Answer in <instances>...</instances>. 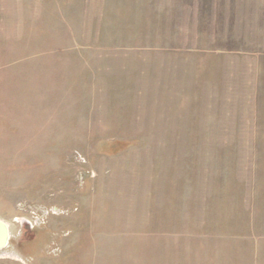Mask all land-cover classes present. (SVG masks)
I'll return each mask as SVG.
<instances>
[{"label":"rangeland","instance_id":"1","mask_svg":"<svg viewBox=\"0 0 264 264\" xmlns=\"http://www.w3.org/2000/svg\"><path fill=\"white\" fill-rule=\"evenodd\" d=\"M0 264H264V0H0Z\"/></svg>","mask_w":264,"mask_h":264},{"label":"water","instance_id":"2","mask_svg":"<svg viewBox=\"0 0 264 264\" xmlns=\"http://www.w3.org/2000/svg\"><path fill=\"white\" fill-rule=\"evenodd\" d=\"M10 229L9 225L0 219V250H3L9 245Z\"/></svg>","mask_w":264,"mask_h":264}]
</instances>
